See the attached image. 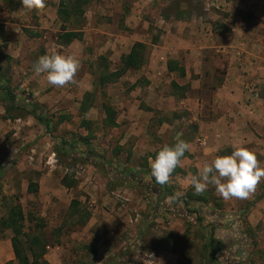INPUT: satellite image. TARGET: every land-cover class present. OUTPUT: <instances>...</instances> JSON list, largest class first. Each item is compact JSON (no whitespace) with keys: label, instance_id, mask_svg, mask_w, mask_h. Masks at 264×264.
<instances>
[{"label":"rangeland","instance_id":"1","mask_svg":"<svg viewBox=\"0 0 264 264\" xmlns=\"http://www.w3.org/2000/svg\"><path fill=\"white\" fill-rule=\"evenodd\" d=\"M177 2L91 0L83 18L66 23L60 0L31 11L20 0H0V45L12 58L2 60L1 71L20 104L37 105L53 121L48 130L32 116L6 119L0 98V163L7 168L0 218L21 205L24 233L41 218L48 264H143L145 253L157 264H264V213L256 209L264 199L250 206L264 180L247 199H224L214 185L196 193L188 183L205 163L236 147L255 151L264 167V0ZM74 30L81 40L60 44L59 36ZM136 42L146 45L144 66L97 89L89 131L79 103L94 89L98 59L116 69ZM54 52L80 61L74 83L53 86L46 73L34 72L39 57ZM171 61L184 77L169 72ZM105 103L116 109L117 127L104 126ZM62 115L70 119L57 123ZM177 136L191 139V154L179 165L184 173L171 175L167 185L176 199L201 197L189 204L160 199L150 175L154 153ZM82 137H89L90 150ZM63 140L76 141V153L59 156ZM125 168L141 176L122 173ZM65 175L78 184L66 188ZM31 182L37 192L29 191ZM74 200L80 214L70 217ZM12 237L10 231L0 236V264L15 259ZM210 239L221 245L215 244L214 262Z\"/></svg>","mask_w":264,"mask_h":264},{"label":"trees","instance_id":"2","mask_svg":"<svg viewBox=\"0 0 264 264\" xmlns=\"http://www.w3.org/2000/svg\"><path fill=\"white\" fill-rule=\"evenodd\" d=\"M4 2L14 5L16 0H3ZM182 0H178L177 6H180ZM91 0H60L59 7H58V14L60 17L64 19V22L68 23L71 20H79L83 18L85 15V9L90 4ZM181 16L180 14L178 17ZM167 18V17H166ZM5 34V28L2 23H0V40L3 39ZM82 34L80 31H64L62 35L59 36V42L62 45H70L75 40H81ZM157 40H154V44H156ZM6 47V45H0V64L3 59H6L7 61L11 60L12 58L9 55H6L3 53V49ZM145 49L146 45L142 42H136L130 52L123 56L121 60V65L116 68L112 69L108 63V60L105 57H100L97 61L96 70L93 73L94 77V89L92 91H88L84 94L82 100L79 103V114L82 118L83 124L85 127L91 131L90 129V121L87 119V116L90 112V110L94 107L96 96H97V89H102L106 87L109 84L116 83L118 80H120L124 75H126L127 72L131 70H140L145 63ZM177 62H169L168 63V70L169 72H175L179 71L181 74L180 76L184 77L185 72L183 68H180L176 65ZM1 67V65H0ZM12 80L11 77L4 73V71H1L0 68V98L5 104V118L6 119H20L27 116H32L35 120H37L39 123L45 126L46 129L50 130L51 125L53 123L52 119H50L47 116V113L44 112L42 109H40L37 105L33 104H20L17 96L13 92V88L11 86ZM176 87H178L177 84H174ZM184 90V89H183ZM184 94V93H183ZM19 112V114H18ZM103 112L105 114V119L103 121V124L105 127L108 128H114L117 127V111L114 108L113 105H110L109 103H105L103 105ZM70 117L66 115H62L58 118L57 123H63L67 120H69ZM190 131H195L196 127H192L189 129ZM93 134V132H91ZM187 137V136H186ZM182 137L180 139H183L187 143H189L190 138ZM191 140V139H190ZM76 142V141H75ZM74 141H62V147L60 151H56V153L60 156V153L63 152L64 155L70 156L75 150V143ZM82 143L90 150V144L89 143V137H82ZM176 141H173L169 144V146L174 145ZM157 150L154 153V158L157 155V153L161 150ZM190 153L187 151L185 153V157H189ZM181 158V160L183 159ZM58 159H61L60 157ZM61 161V160H60ZM84 163H88L85 161ZM122 173L129 175L131 177H137L141 176L140 172L132 171L128 168L121 169ZM7 172V168L0 163V182L4 175ZM136 172V173H135ZM183 174L184 170L178 166L175 171L172 173V175L176 174ZM119 177H113L112 180H118ZM120 180V179H119ZM122 180V179H121ZM155 181V180H154ZM156 182V181H155ZM62 184L66 188H73L78 183L75 179L70 178L69 175H65L62 179ZM156 184V183H155ZM160 191L162 192V195L159 194V198H168L172 201H178L181 200L187 204H189V200H195L194 198L201 199V197H198L195 193H189L187 197L176 199L174 195V188L169 187L167 184L165 185H159ZM30 192H37L38 191V184L37 183H30L29 186ZM194 197V198H193ZM189 198V200H188ZM264 199V192L260 193L256 196L255 200L250 204V206H253L257 204V202ZM79 203L78 201L74 200L72 201L70 205V217L75 216L76 214H80V211L78 209ZM26 215L24 213V210L21 205L14 204L9 206L5 216L0 218V236L4 235L7 231H10L13 234L12 237V247L14 251L15 259L12 261L7 262L6 264H48L45 260V256L47 254L48 249V239L43 231L44 228V222L41 218L37 219V223L34 228H32L29 232L24 233L25 228V222H26ZM80 225H84L85 221H79ZM140 234L141 231H140ZM26 240V242L24 241ZM214 243V239H210L209 245L216 251H212V254L210 256V262H214L217 252V246ZM218 245V244H217ZM219 248H221V245H218ZM172 250V249H170Z\"/></svg>","mask_w":264,"mask_h":264},{"label":"clouds","instance_id":"3","mask_svg":"<svg viewBox=\"0 0 264 264\" xmlns=\"http://www.w3.org/2000/svg\"><path fill=\"white\" fill-rule=\"evenodd\" d=\"M22 9L28 11L40 10L45 7L46 0H20ZM80 61L73 56L59 53L39 57L34 66V72L39 75L46 73L47 82L53 86L63 87L74 83V77L79 70ZM190 145L176 138L174 145H165L150 160V175L157 184L165 185L172 173L181 164V158L189 150ZM264 180V167L257 159L255 151L236 147L231 154L217 156L211 163H205L196 175H191L189 185L196 193H203L209 185H214L217 192L224 198L247 199L256 186ZM153 253H145L143 264H157Z\"/></svg>","mask_w":264,"mask_h":264},{"label":"crops","instance_id":"4","mask_svg":"<svg viewBox=\"0 0 264 264\" xmlns=\"http://www.w3.org/2000/svg\"><path fill=\"white\" fill-rule=\"evenodd\" d=\"M188 152L191 154L190 150H188ZM257 208H260L258 210H261L264 213V203H260L259 205H257L256 209ZM252 210L254 211L255 210V207Z\"/></svg>","mask_w":264,"mask_h":264}]
</instances>
